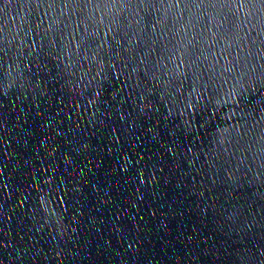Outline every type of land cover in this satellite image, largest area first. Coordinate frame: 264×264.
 I'll list each match as a JSON object with an SVG mask.
<instances>
[{
  "label": "water",
  "instance_id": "obj_1",
  "mask_svg": "<svg viewBox=\"0 0 264 264\" xmlns=\"http://www.w3.org/2000/svg\"><path fill=\"white\" fill-rule=\"evenodd\" d=\"M0 264H264V0H0Z\"/></svg>",
  "mask_w": 264,
  "mask_h": 264
}]
</instances>
